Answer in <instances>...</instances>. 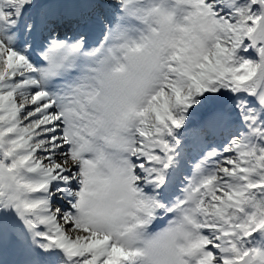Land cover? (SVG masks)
Masks as SVG:
<instances>
[{
	"label": "snow or ice",
	"instance_id": "6c2138e0",
	"mask_svg": "<svg viewBox=\"0 0 264 264\" xmlns=\"http://www.w3.org/2000/svg\"><path fill=\"white\" fill-rule=\"evenodd\" d=\"M264 264V0H0V264Z\"/></svg>",
	"mask_w": 264,
	"mask_h": 264
},
{
	"label": "clouds",
	"instance_id": "9594fccd",
	"mask_svg": "<svg viewBox=\"0 0 264 264\" xmlns=\"http://www.w3.org/2000/svg\"><path fill=\"white\" fill-rule=\"evenodd\" d=\"M166 261V254L162 250L159 256L158 264H165Z\"/></svg>",
	"mask_w": 264,
	"mask_h": 264
}]
</instances>
